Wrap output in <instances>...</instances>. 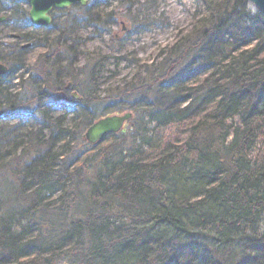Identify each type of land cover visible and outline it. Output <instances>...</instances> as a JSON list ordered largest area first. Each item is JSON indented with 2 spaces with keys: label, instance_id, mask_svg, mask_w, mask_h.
<instances>
[{
  "label": "trees",
  "instance_id": "obj_1",
  "mask_svg": "<svg viewBox=\"0 0 264 264\" xmlns=\"http://www.w3.org/2000/svg\"><path fill=\"white\" fill-rule=\"evenodd\" d=\"M26 1L0 0L4 25L29 27ZM99 3L110 7L54 12L53 37L21 35L29 48L0 45V264H264V12L203 0L190 30L101 95L108 56L79 65L77 35L112 34L118 14ZM117 4L129 14L132 0ZM37 45L47 52L30 67ZM124 112L121 132L84 140ZM150 124L172 132L155 137Z\"/></svg>",
  "mask_w": 264,
  "mask_h": 264
},
{
  "label": "rangeland",
  "instance_id": "obj_2",
  "mask_svg": "<svg viewBox=\"0 0 264 264\" xmlns=\"http://www.w3.org/2000/svg\"><path fill=\"white\" fill-rule=\"evenodd\" d=\"M117 1L109 0L110 7L107 9L103 7L102 3L97 5L104 18L109 12L118 14L120 23L110 25L112 34L107 30L100 31V33L85 25L77 29V35L81 40L78 47L79 65L86 61L85 53H102L108 56L98 70V93L101 95L106 87L121 84L123 80H128L133 75L136 66L133 65L132 60H138L141 65L156 61L160 51L166 46L172 45L180 32L190 30L194 18L203 13V0H132V8L129 14L127 10L122 9L117 4ZM23 7L28 10L27 5L24 4ZM250 9L254 11L252 6ZM69 14L78 16L80 12L74 8L69 11ZM127 15L128 17H126ZM63 19L57 18L56 22L59 23ZM21 33L27 34L35 40L46 35L53 37L55 31L46 33L30 28L20 31L11 25H1V48L5 50L9 43L15 42L12 39L13 36ZM115 34L117 35L115 37L119 39L115 49H112V46L109 45L110 35L114 36ZM25 42L26 39L21 40L20 43ZM45 52H47V48L41 47V45L30 49L26 55L28 65L31 67L37 57ZM17 82L18 80L13 81L14 89H17ZM65 112H67L66 109L58 108L55 116ZM32 125V120L27 119L26 126L30 128ZM153 127V124L147 125V128L151 130L150 134H154L155 137L168 136L172 132L171 129L158 130Z\"/></svg>",
  "mask_w": 264,
  "mask_h": 264
},
{
  "label": "water",
  "instance_id": "obj_3",
  "mask_svg": "<svg viewBox=\"0 0 264 264\" xmlns=\"http://www.w3.org/2000/svg\"><path fill=\"white\" fill-rule=\"evenodd\" d=\"M256 10L264 12V0H245ZM79 3L84 6L87 4V0H28L29 11L28 15L33 24L40 26L48 25L50 23L49 12L53 9H65L71 5ZM6 20L5 16L0 17V23ZM7 71L6 67L0 65V75ZM68 89L72 88V84L67 85ZM73 97L78 96L73 93ZM131 113L126 112L121 115L106 116L95 123H93L85 132L84 138L90 144H97L104 140L108 134L117 133L122 130L126 121L131 118Z\"/></svg>",
  "mask_w": 264,
  "mask_h": 264
},
{
  "label": "flooded vegetation",
  "instance_id": "obj_4",
  "mask_svg": "<svg viewBox=\"0 0 264 264\" xmlns=\"http://www.w3.org/2000/svg\"><path fill=\"white\" fill-rule=\"evenodd\" d=\"M53 13L54 12H52L51 14H50V16L52 17V21H53ZM47 27H49V26H38V27H34L35 28V30H41V29H44V28H47ZM37 46H39V45H37ZM30 46H28V48H29ZM42 47V46H41ZM39 57V56H38ZM38 57H37V59H36V61L38 60ZM35 61V62H36Z\"/></svg>",
  "mask_w": 264,
  "mask_h": 264
}]
</instances>
